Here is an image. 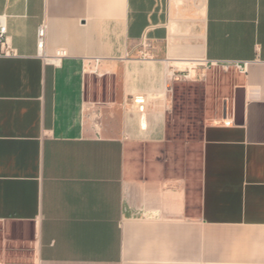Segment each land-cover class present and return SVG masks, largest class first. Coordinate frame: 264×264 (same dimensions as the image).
I'll use <instances>...</instances> for the list:
<instances>
[{"label":"crops","instance_id":"crops-1","mask_svg":"<svg viewBox=\"0 0 264 264\" xmlns=\"http://www.w3.org/2000/svg\"><path fill=\"white\" fill-rule=\"evenodd\" d=\"M1 21L0 263L264 264V0H0ZM228 60L248 68L203 125L191 214L158 151L176 84Z\"/></svg>","mask_w":264,"mask_h":264},{"label":"rangeland","instance_id":"rangeland-1","mask_svg":"<svg viewBox=\"0 0 264 264\" xmlns=\"http://www.w3.org/2000/svg\"><path fill=\"white\" fill-rule=\"evenodd\" d=\"M234 70L212 68L201 80L189 79L176 84L168 118V137L161 146L160 165L166 174L183 177L191 192V214L197 213L202 169V132L206 118L212 117L224 98L231 93ZM95 95L109 90L111 78L94 75L91 79Z\"/></svg>","mask_w":264,"mask_h":264},{"label":"built area","instance_id":"built-area-1","mask_svg":"<svg viewBox=\"0 0 264 264\" xmlns=\"http://www.w3.org/2000/svg\"><path fill=\"white\" fill-rule=\"evenodd\" d=\"M45 32H46L45 25L44 24L40 25L38 29V38H39L40 48H42L44 44L43 39L45 37ZM0 45H1L0 54L2 55H15L17 53L16 50L11 45V42L7 35V26L3 21H1L0 23ZM61 53H62L61 51L58 52L59 55ZM143 57H147V54H143ZM211 66H213L214 68H222L225 71L234 70L236 73L245 72L248 68V61H232V60L221 61V62L214 61V62H211ZM182 78L185 79L186 76ZM135 102L141 105V108H144V105H143L145 102L144 97L139 96L135 98ZM233 121L234 119L232 118L227 123H232ZM0 264H3V263H0Z\"/></svg>","mask_w":264,"mask_h":264},{"label":"water","instance_id":"water-1","mask_svg":"<svg viewBox=\"0 0 264 264\" xmlns=\"http://www.w3.org/2000/svg\"><path fill=\"white\" fill-rule=\"evenodd\" d=\"M245 89L243 87H237L235 89V110H234V120L236 124L242 122L243 110L245 103Z\"/></svg>","mask_w":264,"mask_h":264}]
</instances>
